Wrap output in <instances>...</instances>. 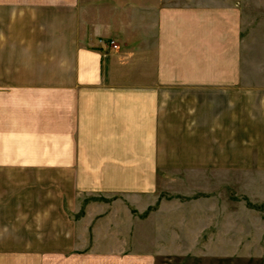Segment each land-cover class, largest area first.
Segmentation results:
<instances>
[{"label": "crops", "instance_id": "crops-1", "mask_svg": "<svg viewBox=\"0 0 264 264\" xmlns=\"http://www.w3.org/2000/svg\"><path fill=\"white\" fill-rule=\"evenodd\" d=\"M8 3L0 264H152L116 231L131 212L120 198L143 208L163 198L164 182L204 178L211 165L226 176L250 165L264 179V78L244 83L234 10L209 0Z\"/></svg>", "mask_w": 264, "mask_h": 264}, {"label": "rangeland", "instance_id": "rangeland-1", "mask_svg": "<svg viewBox=\"0 0 264 264\" xmlns=\"http://www.w3.org/2000/svg\"><path fill=\"white\" fill-rule=\"evenodd\" d=\"M9 1L3 0L2 9L10 8ZM209 2L220 12L234 10L244 83L262 80L264 0ZM218 23L220 28L231 24ZM246 152L249 150L244 149ZM209 167L204 178L195 174L194 180L164 182L163 198L153 199L143 208L145 201L120 198L114 205L124 204L131 212L129 220L124 215L126 227L116 231L133 239L131 248L152 254V264H264V179L255 180L257 175L252 174L250 165H244L241 174L227 176L219 173L217 165ZM92 199L94 204H111L118 197L86 196L83 200Z\"/></svg>", "mask_w": 264, "mask_h": 264}, {"label": "built area", "instance_id": "built-area-1", "mask_svg": "<svg viewBox=\"0 0 264 264\" xmlns=\"http://www.w3.org/2000/svg\"><path fill=\"white\" fill-rule=\"evenodd\" d=\"M108 42H109V44H110L111 46H113V47L116 46V44H114V42H113L112 40H108Z\"/></svg>", "mask_w": 264, "mask_h": 264}]
</instances>
